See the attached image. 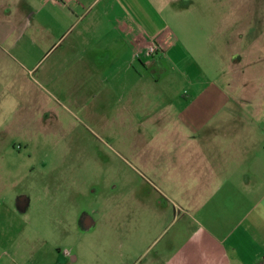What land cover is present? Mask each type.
Listing matches in <instances>:
<instances>
[{
    "label": "rangeland",
    "instance_id": "374dc122",
    "mask_svg": "<svg viewBox=\"0 0 264 264\" xmlns=\"http://www.w3.org/2000/svg\"><path fill=\"white\" fill-rule=\"evenodd\" d=\"M138 2L134 16L145 21L147 29L155 22L170 48L148 59L145 71L146 80L159 82L163 91L147 89L149 94L179 96L167 108L170 118L163 120L156 113L151 96L144 120L131 113L130 119H121L100 104L95 112L89 105L78 108L73 98L79 95L56 86L60 70L52 64L58 55L54 51L35 55V60H43L30 74L23 72L24 102L28 109L32 102L34 119L32 127L28 122L20 130L27 134L0 126V230L6 224L16 226L28 264H149L153 251L148 247L157 231L143 232L140 226H150L145 222L137 225L138 208L143 207L138 196L149 193L154 200L155 193L141 179L137 161L149 146L187 141V136L156 130L217 126L211 115L218 103L210 101L224 95L233 99L235 85L239 91L246 85L244 80L235 83V73L238 58H248L249 50L257 53L250 55L257 66L251 85L260 102L246 105L243 99L240 106L264 110V0ZM55 43L51 39V45ZM44 72L54 81H44ZM12 93L0 96V125ZM23 197L25 203L19 204Z\"/></svg>",
    "mask_w": 264,
    "mask_h": 264
},
{
    "label": "crops",
    "instance_id": "0c3cea01",
    "mask_svg": "<svg viewBox=\"0 0 264 264\" xmlns=\"http://www.w3.org/2000/svg\"><path fill=\"white\" fill-rule=\"evenodd\" d=\"M138 1L0 0V96L7 90L14 96L0 126L27 134L20 130L28 122L32 127L34 119L32 102L30 109L24 102L23 72L30 74L43 60L35 55L54 51L58 55L52 64L60 70L56 86L78 94L73 98L78 108L89 105L95 112L100 104L121 119H130L131 113L144 120L151 96L156 113L170 118L167 108L179 96L149 94L147 89L162 90L145 74L154 56L147 54L148 48L158 46V55L170 48L155 22L147 29L134 16ZM51 39L57 40L53 46ZM246 55L238 58L235 73V83L244 80L246 85L240 91L235 85L233 99L223 94L210 101L218 103L211 115L217 126L161 127L157 134L187 136V141L154 144L139 155L140 177L155 193L154 200L149 193L138 196L143 207L138 208L137 225L145 222L150 226H140L143 232L157 231L148 247L153 251L149 264H264V110L240 106L243 99L246 105L260 102L251 85L257 66L250 55L257 53L249 50ZM42 77L54 81L46 72ZM5 226L0 230V264H18L17 259L28 264L16 226Z\"/></svg>",
    "mask_w": 264,
    "mask_h": 264
},
{
    "label": "built area",
    "instance_id": "2783aa9c",
    "mask_svg": "<svg viewBox=\"0 0 264 264\" xmlns=\"http://www.w3.org/2000/svg\"><path fill=\"white\" fill-rule=\"evenodd\" d=\"M158 50H159L158 46H150V47L148 48V50H147V54H148L149 56H152V55H154L156 52H158Z\"/></svg>",
    "mask_w": 264,
    "mask_h": 264
},
{
    "label": "flooded vegetation",
    "instance_id": "af4514ba",
    "mask_svg": "<svg viewBox=\"0 0 264 264\" xmlns=\"http://www.w3.org/2000/svg\"><path fill=\"white\" fill-rule=\"evenodd\" d=\"M19 204H21L22 202H21V198H19V202H18ZM85 220V219H84ZM85 223H86V220H85ZM86 225V224H85Z\"/></svg>",
    "mask_w": 264,
    "mask_h": 264
}]
</instances>
